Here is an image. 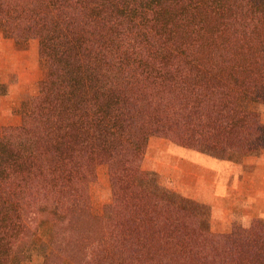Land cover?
Here are the masks:
<instances>
[{
  "label": "trees",
  "instance_id": "trees-1",
  "mask_svg": "<svg viewBox=\"0 0 264 264\" xmlns=\"http://www.w3.org/2000/svg\"><path fill=\"white\" fill-rule=\"evenodd\" d=\"M0 35L40 67L0 128V264L34 242L41 264H264V221L212 233L142 167L151 137L238 164L264 149L246 107L264 102V0H0Z\"/></svg>",
  "mask_w": 264,
  "mask_h": 264
},
{
  "label": "crops",
  "instance_id": "crops-1",
  "mask_svg": "<svg viewBox=\"0 0 264 264\" xmlns=\"http://www.w3.org/2000/svg\"><path fill=\"white\" fill-rule=\"evenodd\" d=\"M37 55L35 48L16 45L0 35V128L12 124V107L39 77L40 71L32 80L25 78ZM142 167L205 206L212 233L226 234L233 224L248 227L253 220L264 221V149L236 164L151 137Z\"/></svg>",
  "mask_w": 264,
  "mask_h": 264
},
{
  "label": "rangeland",
  "instance_id": "rangeland-1",
  "mask_svg": "<svg viewBox=\"0 0 264 264\" xmlns=\"http://www.w3.org/2000/svg\"><path fill=\"white\" fill-rule=\"evenodd\" d=\"M27 45L35 48V50L37 51V54H38V50L36 47H34L30 43ZM6 60H7V58H6ZM39 68L40 67L38 65V55H37L36 61L33 62L32 65L28 66V73L26 74L27 76H25V78H27V80H29V79L32 80L34 77H36V74H38ZM246 107L248 109H254V110L259 111L262 114H264V102L261 104H249ZM200 153L212 156L208 151H204V152H200ZM236 164H238V163H236ZM156 175L158 177L157 181L159 182V185H160L159 194H164V192L162 191L164 189H168V190L171 189L172 191L176 192L178 195L185 197L182 194H180L176 189H174V187H172L167 181L163 180L158 174H156ZM91 194H92L93 200L96 202V206H98V207L108 205L111 202V191H110V185H109V178L107 175V171L105 170L104 167H101L98 170L97 180H96L95 184L92 186ZM49 234L50 233L48 230H45V229L40 230V232L38 233L36 241L42 240V239L46 240L48 238ZM35 249H36V242L31 244L30 247L28 248L27 253H26V255L28 256V259L25 260L22 264H41L42 259L37 254Z\"/></svg>",
  "mask_w": 264,
  "mask_h": 264
}]
</instances>
